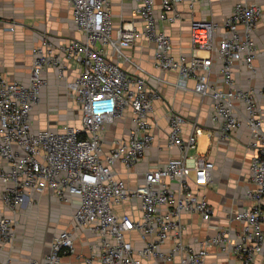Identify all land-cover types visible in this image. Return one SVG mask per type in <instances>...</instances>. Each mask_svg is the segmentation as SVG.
I'll list each match as a JSON object with an SVG mask.
<instances>
[{
	"label": "built area",
	"instance_id": "built-area-1",
	"mask_svg": "<svg viewBox=\"0 0 264 264\" xmlns=\"http://www.w3.org/2000/svg\"><path fill=\"white\" fill-rule=\"evenodd\" d=\"M64 1L81 38L54 43L44 35L31 48L26 83L10 81L0 71L1 201L14 210L44 191L61 204L76 200L71 229L57 233L41 259L29 264H60L62 254L74 253L75 234L86 231L97 237L90 257L84 258L86 264L93 259L99 264H143L149 259L206 264L211 248L240 264H264V115L258 106L264 86L236 88L232 77L238 61L254 71L253 35L263 14L261 6L238 0L221 23L191 21V44L202 53L176 57L170 35L160 24L179 20L175 7L180 2L192 7L199 0H132L139 26L125 19L114 26L112 0ZM139 39L152 47V63L158 70L176 73L178 87L193 79L192 91L210 98L209 118L219 139H228L240 128L249 131L251 185L244 193L248 204L230 212L227 225L192 243L183 240L187 226L182 214H197L201 222L214 215L206 196L200 195L212 182L214 164L203 155L189 154L196 149L200 126L191 123L184 140L188 120L170 112L165 146L177 148L178 156L142 172V182L135 186L119 177L122 169L130 172L143 161L155 139L151 114L160 95L140 75V65L125 54ZM215 60L220 62L225 89L210 81ZM125 62L133 64V71ZM52 72L64 82L81 114L80 123L35 130L31 113L41 102V91L49 87ZM118 121L122 133L109 137L106 127ZM14 238L13 219L0 217V249Z\"/></svg>",
	"mask_w": 264,
	"mask_h": 264
},
{
	"label": "crops",
	"instance_id": "crops-1",
	"mask_svg": "<svg viewBox=\"0 0 264 264\" xmlns=\"http://www.w3.org/2000/svg\"><path fill=\"white\" fill-rule=\"evenodd\" d=\"M238 0H199L190 7L187 1L176 5L180 14L179 20L168 24L163 22L160 29L170 35L172 54L190 57L202 53L194 51L191 44L190 23L193 20H208L221 23L227 18L233 5ZM247 4H257L263 11L262 17L255 27L254 41L257 45L254 57V71H250L241 61L232 67L233 84L236 88L253 87L256 90L264 86V0H244ZM135 4L132 0H112L110 12L114 26L125 20H133L137 26L140 21L133 13ZM12 27V30L9 28ZM219 29L214 38L215 44L221 37ZM47 35L54 43L65 42L71 38H81L76 29L71 8L64 0H0V71L10 81L26 83L28 81L32 62V46L39 43ZM152 47L144 40H137L125 54L131 62L140 65V75L148 84L157 90L159 99L155 101L152 114V128L155 134L153 145L143 161L130 172L123 169L119 177L125 178L129 186L142 182V172L157 165H162L167 158L177 157V148H166L165 140L169 130L167 121L170 112L184 115L188 122L183 125L182 139L191 132V123H196L202 131L199 135L206 136L207 150L205 158L213 162L212 182L202 188L204 194L214 208L213 217L204 222L199 215L185 213L181 221L186 224L183 240L194 242L205 235H211L219 226L227 225V215L247 205L244 198L245 189L251 185L249 179L250 150L247 148L249 131L240 128L228 139L221 140L215 126L209 118L210 98H200L192 89L193 79L186 81L185 87H178L177 75L173 71L162 72L152 63ZM125 67L133 71L134 66L125 62ZM220 62L216 61L209 75L210 81L226 88L223 77L219 73ZM70 73V71H69ZM49 87L41 91V102L33 109V129L48 128L59 130L64 125H79L80 112L73 100L66 94L64 82L49 75ZM258 106L264 115V96L258 99ZM109 137L122 133L121 122L106 127ZM107 136V137H108ZM199 136H197L198 138ZM0 183V191L2 190ZM76 200L71 205L61 204L49 192H41L11 210L6 207L0 197V217H11L14 221L15 238L0 249V264H29L33 259L41 257L49 250L52 238L62 230L71 229L72 210ZM235 225V224H234ZM233 225V226H234ZM97 241L92 232L75 234L73 243L75 251L62 254L60 264H86L84 258L91 255L90 246ZM90 264H99L93 259ZM143 264H177L175 262H156L151 259ZM206 264H240L227 253L218 252L216 248L209 250Z\"/></svg>",
	"mask_w": 264,
	"mask_h": 264
},
{
	"label": "rangeland",
	"instance_id": "rangeland-1",
	"mask_svg": "<svg viewBox=\"0 0 264 264\" xmlns=\"http://www.w3.org/2000/svg\"><path fill=\"white\" fill-rule=\"evenodd\" d=\"M206 136L204 134L199 135L196 138V149L190 150L189 154H195L197 156L203 155L207 150L208 142L205 141Z\"/></svg>",
	"mask_w": 264,
	"mask_h": 264
}]
</instances>
